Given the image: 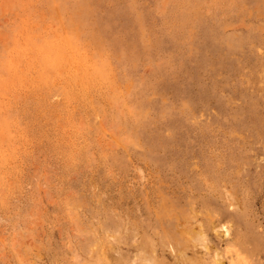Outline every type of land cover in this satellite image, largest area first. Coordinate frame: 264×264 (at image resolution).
<instances>
[{
  "label": "rangeland",
  "instance_id": "1",
  "mask_svg": "<svg viewBox=\"0 0 264 264\" xmlns=\"http://www.w3.org/2000/svg\"><path fill=\"white\" fill-rule=\"evenodd\" d=\"M215 252L264 264V0H0V264Z\"/></svg>",
  "mask_w": 264,
  "mask_h": 264
},
{
  "label": "bare ground",
  "instance_id": "2",
  "mask_svg": "<svg viewBox=\"0 0 264 264\" xmlns=\"http://www.w3.org/2000/svg\"><path fill=\"white\" fill-rule=\"evenodd\" d=\"M220 229L221 230H218L219 234H221V236L224 239H227L228 237L230 238V236L232 235V229L228 225L222 224V225H220ZM204 241H207L206 235H205ZM205 247H206V249H209L208 242L205 243ZM221 262H222V259H221L220 254L215 252V254H213L209 258V263H207V264H217V263H221Z\"/></svg>",
  "mask_w": 264,
  "mask_h": 264
}]
</instances>
